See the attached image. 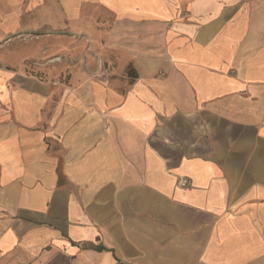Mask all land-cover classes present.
I'll use <instances>...</instances> for the list:
<instances>
[{
  "label": "crops",
  "instance_id": "obj_1",
  "mask_svg": "<svg viewBox=\"0 0 264 264\" xmlns=\"http://www.w3.org/2000/svg\"><path fill=\"white\" fill-rule=\"evenodd\" d=\"M40 2L0 0V37ZM101 2L163 28L126 85L47 105L27 51L0 66V264H264V0Z\"/></svg>",
  "mask_w": 264,
  "mask_h": 264
},
{
  "label": "rangeland",
  "instance_id": "obj_2",
  "mask_svg": "<svg viewBox=\"0 0 264 264\" xmlns=\"http://www.w3.org/2000/svg\"><path fill=\"white\" fill-rule=\"evenodd\" d=\"M40 4L38 15L29 17L27 21L28 24H38L40 29L13 35L7 39H12L8 47L4 45L7 40L0 37V66L16 67V63L9 61H14L13 57L27 51L25 54L29 59L18 69L45 84L47 105L67 103L69 98L65 97V93L80 90L84 83L83 72L96 81L109 78V81L116 83L120 79L126 85L135 75L131 63L134 37L139 34L141 41L154 39L157 31L163 29L158 27L159 24L129 22L127 17L119 24L112 18V8L101 0H76L77 16L67 14L65 9L68 6L64 5L63 0H41ZM181 8L185 7L180 2L176 9ZM117 36L124 40V50L116 47ZM27 45L28 49H21ZM36 52L39 56H35Z\"/></svg>",
  "mask_w": 264,
  "mask_h": 264
},
{
  "label": "built area",
  "instance_id": "obj_3",
  "mask_svg": "<svg viewBox=\"0 0 264 264\" xmlns=\"http://www.w3.org/2000/svg\"><path fill=\"white\" fill-rule=\"evenodd\" d=\"M184 182H185V180H184Z\"/></svg>",
  "mask_w": 264,
  "mask_h": 264
},
{
  "label": "trees",
  "instance_id": "obj_4",
  "mask_svg": "<svg viewBox=\"0 0 264 264\" xmlns=\"http://www.w3.org/2000/svg\"><path fill=\"white\" fill-rule=\"evenodd\" d=\"M133 76V75H132Z\"/></svg>",
  "mask_w": 264,
  "mask_h": 264
}]
</instances>
